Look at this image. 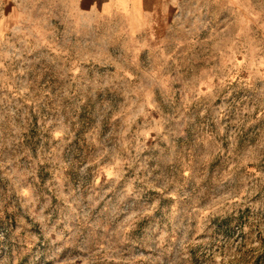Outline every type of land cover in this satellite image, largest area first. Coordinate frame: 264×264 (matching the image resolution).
Returning <instances> with one entry per match:
<instances>
[{
    "label": "rangeland",
    "instance_id": "1",
    "mask_svg": "<svg viewBox=\"0 0 264 264\" xmlns=\"http://www.w3.org/2000/svg\"><path fill=\"white\" fill-rule=\"evenodd\" d=\"M73 6L0 0V264H264V0Z\"/></svg>",
    "mask_w": 264,
    "mask_h": 264
},
{
    "label": "crops",
    "instance_id": "2",
    "mask_svg": "<svg viewBox=\"0 0 264 264\" xmlns=\"http://www.w3.org/2000/svg\"><path fill=\"white\" fill-rule=\"evenodd\" d=\"M74 8L80 12L89 11L95 14H109L114 10L127 9L135 0H72ZM133 8V6H132Z\"/></svg>",
    "mask_w": 264,
    "mask_h": 264
}]
</instances>
